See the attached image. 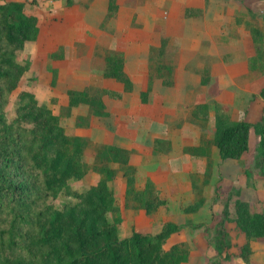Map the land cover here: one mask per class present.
Here are the masks:
<instances>
[{"label": "crops", "instance_id": "crops-1", "mask_svg": "<svg viewBox=\"0 0 264 264\" xmlns=\"http://www.w3.org/2000/svg\"><path fill=\"white\" fill-rule=\"evenodd\" d=\"M115 3L114 15L108 17L109 0H39L41 5L34 10L40 18L38 34L24 48L29 68L19 85L24 80L23 89L32 91L39 104L51 108L73 135L128 150L137 175L149 178L161 191L176 189L169 196L171 201L177 198L182 207L190 203L191 190L203 185L204 173L209 171L212 176L203 185L208 190L202 206L192 213H184L181 206L169 210L166 221L182 225L180 219L205 223L218 219L223 201L218 198L212 203V189L224 191L228 185L243 190L245 200L252 205L264 201L263 182L256 179L248 184L244 175L247 165L253 163L248 159L249 146L237 159L221 158L213 144L209 158L203 152L206 147L196 153L184 150L199 147L202 137L213 140L215 105L234 121L256 123L264 118V73L249 69L248 60L255 55L254 43L245 26L235 21L236 15L248 9L264 12V2ZM163 38L168 43V57L175 63L172 86L164 85L153 69L155 57L151 50ZM100 49L123 54V70L133 86L117 98L103 95L104 115L95 114L86 103L70 107L68 96V90L92 87L122 90L120 82L104 77ZM206 73L209 80L203 83ZM148 88L147 98L142 101L141 93ZM202 104L209 105L207 114L201 111L192 116V110ZM253 137L256 145L259 136L254 133ZM191 174L198 178L193 176L192 180ZM180 232L170 236L169 244L185 240ZM227 232L230 256L219 259L220 264H264V237L249 240L245 250L243 231L231 223ZM206 235H198L190 245L187 261L181 264H210L211 242Z\"/></svg>", "mask_w": 264, "mask_h": 264}, {"label": "trees", "instance_id": "trees-1", "mask_svg": "<svg viewBox=\"0 0 264 264\" xmlns=\"http://www.w3.org/2000/svg\"><path fill=\"white\" fill-rule=\"evenodd\" d=\"M116 0H109L108 17L114 15ZM249 31L255 55L248 60L252 71L264 73V24L255 19L235 17ZM38 17L26 12V4L21 1L0 2V150L5 165L0 167V264H181L186 262L190 252L188 242H176L164 249L167 238L180 229L173 222H165L155 234L133 231L120 239L116 223L110 222L107 212L112 206L113 192L108 181L115 169L105 167L108 162L127 165L122 172L126 185V199L143 203L147 214L154 213L164 202L154 185L146 181L143 190L135 187V169L129 165V152L116 146L105 145L96 150L92 167L82 161L89 140L66 133L59 116L51 108L37 102L32 92L19 93L20 104L15 116L8 118L4 109L9 95L18 87L22 76L28 70L27 64L17 60L16 52L27 42L36 39ZM104 77L122 84L120 92L99 88L68 90L69 106L79 103L89 105L92 112L104 115L103 95L120 97L132 90V82L123 70L124 58L121 52L102 50ZM155 57L154 73L166 86L174 84L175 63L168 57V43L160 39L158 47L152 48ZM209 75L203 76L207 83ZM141 93L142 101L147 98ZM264 98V87L261 90ZM209 109L202 104L192 110L191 115ZM215 133L213 140L201 139L199 147L184 150L196 153L206 147L207 158L210 146L215 145L223 159H237L248 148L250 130L258 136L261 162L264 163V118L256 123L234 121L222 107L215 105ZM204 114V115H205ZM264 166V165H263ZM264 168V167H263ZM15 170H20L25 178L14 179ZM96 171L100 179L85 192H73L67 181L79 179L87 171ZM264 176V169L262 171ZM193 174L191 178L193 180ZM31 178V179H29ZM69 190L77 201L64 204L56 209L53 200L57 195ZM126 200V201H127ZM198 202L188 210L197 209ZM234 221L248 237L264 236V214L251 212L249 204H236ZM186 208V211H188ZM218 234L224 236L222 223ZM223 243L219 239L218 245Z\"/></svg>", "mask_w": 264, "mask_h": 264}, {"label": "rangeland", "instance_id": "rangeland-1", "mask_svg": "<svg viewBox=\"0 0 264 264\" xmlns=\"http://www.w3.org/2000/svg\"><path fill=\"white\" fill-rule=\"evenodd\" d=\"M2 1H17V0H0ZM264 2V0H261ZM25 2L26 4V12L27 13H34L38 17V24H39V15L34 12L36 7H40L39 5V0H25L21 1ZM242 16L243 19H255L257 20L260 24H264V12L263 11H257V12H252L251 10H247L245 13H239V15H236L235 17ZM34 41V40H33ZM32 42V41H30ZM30 42H27L26 45ZM25 45V47H26ZM24 47V48H25ZM19 50L16 52V57L17 60L22 63V64H27L28 65V57L27 54L25 53V49ZM99 53L103 55L102 50H99ZM29 68V66H28ZM207 74V73H206ZM28 75V70L26 73L22 76H27ZM22 79V78H21ZM28 79V78H27ZM21 81V80H20ZM25 81L21 82V86L18 85V87L9 95L6 103L4 104V109L6 111V114L8 118H13L15 116V109L16 107L20 104V99H19V93L21 91H27V92H32L24 88ZM20 84V82H19ZM33 93V92H32ZM38 102V101H37ZM42 105V104H41ZM229 114V113H227ZM231 117V116H230ZM66 133L73 135L71 130L68 128L65 129ZM258 135L254 130H250L249 136H248V146L250 147V155H249V160H253L252 164L247 165V170H244V175L247 177V181H250L248 184L252 183L256 179H260L263 182L264 185V176H263V165L264 163L261 162L260 159V151L258 148V143L254 145V137L253 134ZM86 138V137H84ZM88 139V138H86ZM90 144L86 147L84 154L82 156V161L87 164V166L92 167L93 164L95 163V158H96V150L101 149L103 146L106 144L97 142V141H92L88 139ZM248 149V148H247ZM244 154V153H243ZM5 159L3 155L1 154L0 150V167L5 165ZM129 165L134 167L130 162ZM105 167H109L111 169H115V174L113 177L108 181V186L113 192V202L112 206L115 210L108 211L107 212V218L110 222L116 223L117 227V232H118V237L120 239L124 238L125 236L130 235L133 231L141 232V233H149L152 234L155 232L157 229L160 228L161 225H163L165 222H168L165 220L166 214L169 212V210H175L179 208V206L182 207V203L179 205L177 204V198L172 197V201L170 199V194L176 193V189H158L155 184L149 179L144 176H138L136 172H134V180H135V187L140 191L143 190L144 185L146 181L152 183L154 187L157 189L160 198L163 200V204L160 205L157 210L154 212L157 213L155 217H152L154 215L153 213L147 214L145 212V209L143 208V203L136 201V197L132 199L131 201L126 199V185L124 178L121 176L122 172H124L127 169V165H119L117 163L113 162H108L105 164ZM14 179L17 181H21L22 179L25 178V175H22L20 170H15L14 174ZM211 173L209 171L204 173L203 177V185L208 184L209 179L211 178ZM194 178H198V175L194 176ZM31 179V178H29ZM100 179V175L96 171L89 170L87 173L79 178H72L67 181V184L69 185L70 189L73 192H85L88 190L91 186L96 185L98 180ZM196 179H194L195 181ZM226 182H222V184H225ZM200 186L199 188L194 187L191 192H192V200L190 201L189 204L186 206L182 207L184 213H192L196 212L200 206L204 203V200L206 198V188L204 186ZM244 188V187H243ZM214 193L211 195L212 198V203H214L215 199H221L223 201V208L221 212L218 215V219L212 218L210 221L207 223L205 222H192L188 220H182L180 219L179 222H184L180 226V229L177 232L179 233V236H185V240L179 241V242H188L189 245H192V242L198 239V235L205 233L207 234V238L211 242L210 244V255H209V260L210 264H220L219 259H226L229 258L230 253L228 252V249L230 247V238L228 236L227 228L230 227L231 223L234 224L235 227L239 228L240 227L236 224L234 221L236 217V204L238 202H246L249 204V208L251 212H262L264 214V201L259 200L257 205H252L250 204L245 198V195L243 193V190L240 191V188H236V186H227L224 191H219L218 189L214 188ZM68 189L60 192L57 197L53 200V205L56 209H61L64 204H72L77 201V198L74 195H68ZM239 194V196H238ZM127 200V201H126ZM198 202V207L197 209L190 211L188 210L189 206L194 202ZM186 208L188 211H186ZM212 209V207H210ZM213 213V212H212ZM216 219V220H215ZM219 223L223 224L224 227V236L219 235L218 233V225ZM193 231V232H187V231ZM176 233V232H175ZM172 233L171 235L175 234ZM243 235L246 238V242L244 243V249L247 250V244L248 241L251 239H256L259 237H254L250 238L246 236L244 232H242ZM170 235V236H171ZM170 236L167 238L165 244L163 245L164 249L169 248L174 243L169 244L168 239ZM264 237V236H263ZM223 239V243L218 245L219 239ZM191 242V243H190ZM191 248V246H190ZM244 250V251H245ZM246 256V255H245Z\"/></svg>", "mask_w": 264, "mask_h": 264}]
</instances>
